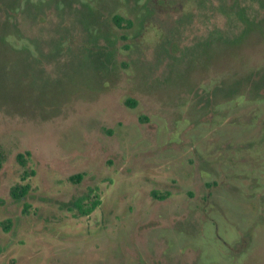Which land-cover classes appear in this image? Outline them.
Segmentation results:
<instances>
[{"label":"rangeland","instance_id":"1","mask_svg":"<svg viewBox=\"0 0 264 264\" xmlns=\"http://www.w3.org/2000/svg\"><path fill=\"white\" fill-rule=\"evenodd\" d=\"M0 153V264H264V0H0Z\"/></svg>","mask_w":264,"mask_h":264},{"label":"trees","instance_id":"2","mask_svg":"<svg viewBox=\"0 0 264 264\" xmlns=\"http://www.w3.org/2000/svg\"><path fill=\"white\" fill-rule=\"evenodd\" d=\"M112 20L115 24L120 25L122 23L129 25L130 24V20L122 17L119 14H113L112 15ZM134 101L132 100L130 102V104H132ZM21 155V154H19ZM22 159V157H20ZM19 158V160L21 161V159ZM2 159V155L0 153V162ZM27 184H15L12 188H11V195L14 198H19L23 192V188L26 187ZM152 195L154 196H162V194H157L155 191H152ZM83 195L77 196L73 199H71L70 201H68V203H66L68 205V207L74 209L77 213L79 214H86L88 212H90L97 204H98V199L95 197V195L93 194L90 197H87V199L84 200Z\"/></svg>","mask_w":264,"mask_h":264}]
</instances>
